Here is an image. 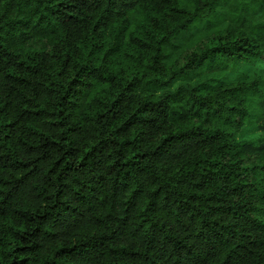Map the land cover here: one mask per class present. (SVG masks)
<instances>
[{
  "label": "trees",
  "instance_id": "trees-1",
  "mask_svg": "<svg viewBox=\"0 0 264 264\" xmlns=\"http://www.w3.org/2000/svg\"><path fill=\"white\" fill-rule=\"evenodd\" d=\"M261 21L264 0H0V264H264Z\"/></svg>",
  "mask_w": 264,
  "mask_h": 264
},
{
  "label": "clouds",
  "instance_id": "clouds-1",
  "mask_svg": "<svg viewBox=\"0 0 264 264\" xmlns=\"http://www.w3.org/2000/svg\"><path fill=\"white\" fill-rule=\"evenodd\" d=\"M242 3H249V0H241ZM261 22H264V21H261ZM176 139H183V137H180V138H171L170 140L168 141H165L159 148V152L160 153H167L169 150H170V147H175V143H174V140ZM0 199H2V196H0ZM89 246L88 245H85V247L87 248Z\"/></svg>",
  "mask_w": 264,
  "mask_h": 264
},
{
  "label": "rangeland",
  "instance_id": "rangeland-1",
  "mask_svg": "<svg viewBox=\"0 0 264 264\" xmlns=\"http://www.w3.org/2000/svg\"><path fill=\"white\" fill-rule=\"evenodd\" d=\"M263 133H264V129H262L260 124H253L250 126H246L244 130L242 131V134H250V135H255V136L259 134H263Z\"/></svg>",
  "mask_w": 264,
  "mask_h": 264
}]
</instances>
